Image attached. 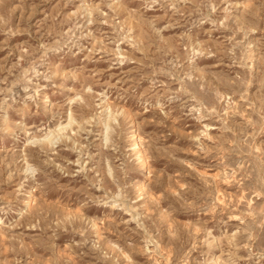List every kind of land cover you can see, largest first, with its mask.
I'll use <instances>...</instances> for the list:
<instances>
[{
	"label": "rangeland",
	"instance_id": "1",
	"mask_svg": "<svg viewBox=\"0 0 264 264\" xmlns=\"http://www.w3.org/2000/svg\"><path fill=\"white\" fill-rule=\"evenodd\" d=\"M214 261L264 264V0H0V264Z\"/></svg>",
	"mask_w": 264,
	"mask_h": 264
},
{
	"label": "bare ground",
	"instance_id": "2",
	"mask_svg": "<svg viewBox=\"0 0 264 264\" xmlns=\"http://www.w3.org/2000/svg\"><path fill=\"white\" fill-rule=\"evenodd\" d=\"M67 118H68L67 123L64 126L59 127L58 128L59 130H62L63 131V129H66L70 125V123L72 122V116H70V114H69V116ZM60 136H61V134H60ZM65 137L67 138V136H65ZM65 137L58 138V143L61 142L63 139L65 140L66 139ZM59 144H61V143H59ZM140 157L141 156L139 155V158ZM213 264H216V261H214Z\"/></svg>",
	"mask_w": 264,
	"mask_h": 264
}]
</instances>
